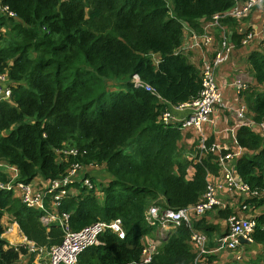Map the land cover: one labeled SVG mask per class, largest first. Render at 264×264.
<instances>
[{"label": "trees", "instance_id": "16d2710c", "mask_svg": "<svg viewBox=\"0 0 264 264\" xmlns=\"http://www.w3.org/2000/svg\"><path fill=\"white\" fill-rule=\"evenodd\" d=\"M245 1L0 0V7L16 15L0 13V29H5L0 31V73L7 75L11 92L9 102L0 101V162L15 167L17 182L24 184L38 176L60 179L72 163L101 168L107 181L87 174L91 188L73 184L78 193H67L57 211L68 214L72 231L115 219L122 223L123 239L102 234L76 264H143V240L157 225L148 223V209L177 211L203 200L207 175L219 172L218 156L206 152L197 160L194 147L189 155L195 158L189 159L178 145L181 130L164 124L160 115L191 103L201 90L200 69L177 53L183 26L199 33L201 20ZM221 24L234 49L249 46L250 41L243 44L245 34L236 31V20ZM255 47L245 59L255 83L239 91V98L248 118L259 124L264 122V37ZM134 76L153 92L134 84ZM235 139L245 152L232 162L235 173L250 191L264 190V136L242 126ZM66 149L75 151L67 161L57 153ZM190 168L194 172L187 178ZM7 181L0 171V184ZM244 203L254 209L264 199ZM3 215L36 246L62 241L58 225L44 226L40 211L0 189V220ZM252 218V244L261 246L257 262L264 264V214ZM170 225L147 264H193L189 229L182 222ZM192 226L207 237L212 232L202 218ZM4 231L0 223V264H15L26 249L9 245ZM37 257L31 254L27 264Z\"/></svg>", "mask_w": 264, "mask_h": 264}, {"label": "built area", "instance_id": "2783aa9c", "mask_svg": "<svg viewBox=\"0 0 264 264\" xmlns=\"http://www.w3.org/2000/svg\"><path fill=\"white\" fill-rule=\"evenodd\" d=\"M264 3V0H246L235 5L232 9L212 16L208 21L201 20V34H195L191 32L190 37L192 41L184 47L186 49H192L193 47H200L203 45H212L213 33L211 30L217 28L220 31L219 48L214 54V57L209 59H203L200 66V82L201 90L197 99L191 103L181 104L175 107H168L160 115V120L167 125L174 126L179 130L192 129L198 134L197 149L199 155L197 160L206 152L216 154L218 156V167L220 173V181L228 191H237L244 196L241 203L242 211L247 210V205L244 203L248 198L259 197L264 199V190L260 192H252L245 185L235 173L233 160L241 156L243 149L236 145L235 150L227 151L224 155H221V149L218 145H211L207 147L205 144V138L203 135V126L209 120L216 109L225 111L233 120V127L231 132H235L242 126H251L258 133H264V122L259 124L253 123L248 118V110L243 103H237L229 105L223 94L222 86L218 85L215 78L216 69L226 63L234 49V46L229 41V36L226 27L221 24V20L234 19L236 21H242L247 18L253 10L260 7ZM0 13L3 15L16 19V15L6 7H0ZM184 30H190L188 26H183ZM254 38V34H247L243 40V44H246ZM133 83L143 87L146 91L153 92L149 86L140 82L137 76L133 77ZM253 78L246 71H240L234 74L232 79V87L237 91H241L252 85ZM10 83L8 82L7 75L0 73V101L9 102L10 97ZM188 110V115L181 119L175 120L172 116L173 111ZM221 151V152H220ZM60 157H63L67 161V156H74L75 151L73 149H66L57 152ZM13 167V166H12ZM89 167H83L77 163H72L66 171V175L60 179L41 182L39 184H24L17 182L18 171L16 177L8 179L4 184H0V189L12 192V194L18 193V199L20 202L30 209H35L42 213L40 222L44 226L56 224L62 231V241L58 245L50 247H39L30 241H26L21 245L11 246H24L26 249V255L21 256L19 261L15 264H26L31 254L37 253L38 257L35 264H76L79 255L87 248L98 245L99 237L109 232L114 234L119 239L124 238V231L122 223L119 219L112 220L110 222H97L90 226H87L78 231H72L68 219L69 216L66 213L59 214L58 207L60 200L67 194L76 195L70 192V188L73 184L78 183L80 186L91 188L87 171ZM208 183V182H207ZM48 198L49 202L45 204V199ZM218 205V201L215 197L214 188L208 183L203 200L194 206L179 209L177 211L165 210L160 212L155 206L151 207L147 211V221L150 225L155 224L170 225L184 223L190 231V246L194 254L193 264H207L206 256L212 251L208 249L209 240L208 237L201 231L193 229L192 221L198 219L202 214L212 210ZM12 219V218H11ZM230 224L229 234L219 239V246L216 247V251H235L240 242L239 238H242L252 244L251 235L256 226L255 220L249 215L233 216L228 219ZM172 225H170L171 228ZM11 231V226L5 228L4 233ZM26 238V237H25ZM160 241L151 240L143 242L142 249V263L147 264L151 260V256L155 253ZM248 245V244H247ZM239 257L236 255V261Z\"/></svg>", "mask_w": 264, "mask_h": 264}, {"label": "crops", "instance_id": "0c3cea01", "mask_svg": "<svg viewBox=\"0 0 264 264\" xmlns=\"http://www.w3.org/2000/svg\"><path fill=\"white\" fill-rule=\"evenodd\" d=\"M237 22L238 25L236 26V31L239 34H245V36L248 33L254 34V38L252 40H255L256 42L250 40L249 46L241 49H233L228 61L216 69V82L218 85L222 86L224 99L229 105L242 103L241 99L239 98V91H237L231 85L232 79L235 73L243 70L245 71V59L247 55L250 51L255 50L256 43H258L261 38L264 37V3L260 7L253 10L247 19L245 18L244 20ZM201 24L202 21H200L199 25L200 32L202 33V29L200 27ZM191 32H194L195 34H201L200 32L197 33L191 28L190 30L183 29V42L177 53L182 54L187 59L189 64L199 69L203 59L207 58L211 60L219 48L220 31L217 28H213L211 30L213 33L212 45L201 44L200 47H193L192 49L188 50L184 47L189 43V41H192V38H189ZM154 59V62H157L158 57H154ZM254 83L255 82L253 81L252 85H254ZM188 113V110L181 112L173 111L172 120H181L185 118ZM232 127L233 120L227 114V112L216 109L210 117V120L204 124L202 132L207 143H210L211 145H218L220 148H222V152H227L233 151L236 148L234 138L236 137V132L238 129L233 133L231 132ZM255 131L257 132V130ZM181 133L183 137L178 144L179 147L188 154L189 159L195 158V153L194 155H189V153L192 149H194V147H197L198 134L192 129L182 130ZM261 134L264 136V133ZM244 153L245 152L243 151L242 154ZM0 171L4 173L8 179H13L17 175L16 168L8 165L6 162H0ZM193 172V168H190L187 178H190ZM87 174L92 178H95V180L107 181L105 180L104 170L101 168H88ZM206 180L214 188L215 197L218 201L217 206L199 217V219H204L206 224L212 227V232L208 236V246L212 251L208 255V264H225L235 261L236 255L239 257V260L237 261L239 264H261L257 262V256L260 255L262 248L256 244L247 245L240 243L235 251H216L215 249L219 246V239L229 234L230 224L228 219L232 218L233 216L238 217L241 215L257 217L261 214H264V204L254 209H250L247 206V210L242 211L241 203L244 196L237 191H228L227 188L221 184L219 172L217 175L208 174ZM41 182H44V180L38 176L33 180L32 184H39ZM75 185L79 184L75 183ZM75 185L70 188V192L73 194L78 193V189L75 187ZM13 196L18 198V193L13 194ZM221 212H223V217L220 215ZM225 215L228 216L225 217ZM0 223L5 228L7 226H11V231L2 235V238L6 240L9 245H21L26 241V238L20 232L18 225L11 219L9 215H3ZM169 229L170 225L157 224L151 235L145 237L143 241H159L164 236V233ZM23 264H26V262L24 261Z\"/></svg>", "mask_w": 264, "mask_h": 264}, {"label": "rangeland", "instance_id": "374dc122", "mask_svg": "<svg viewBox=\"0 0 264 264\" xmlns=\"http://www.w3.org/2000/svg\"><path fill=\"white\" fill-rule=\"evenodd\" d=\"M246 19H247V18H246ZM0 30L3 31V32H5V29H0ZM247 33H248V32H247ZM186 60H187V59H186ZM243 71H244V70H243ZM245 71H247L246 68H245ZM109 88H110V90H116V87H115L114 85H112V86L110 85ZM150 238H151V237H150ZM152 238H154V237H152ZM143 242H144V241H143Z\"/></svg>", "mask_w": 264, "mask_h": 264}, {"label": "water", "instance_id": "95a60500", "mask_svg": "<svg viewBox=\"0 0 264 264\" xmlns=\"http://www.w3.org/2000/svg\"><path fill=\"white\" fill-rule=\"evenodd\" d=\"M239 242H240L241 244H249L248 241H246V240H244V239H242V238H239Z\"/></svg>", "mask_w": 264, "mask_h": 264}, {"label": "bare ground", "instance_id": "6f19581e", "mask_svg": "<svg viewBox=\"0 0 264 264\" xmlns=\"http://www.w3.org/2000/svg\"><path fill=\"white\" fill-rule=\"evenodd\" d=\"M14 228V227H13ZM16 228V227H15Z\"/></svg>", "mask_w": 264, "mask_h": 264}]
</instances>
